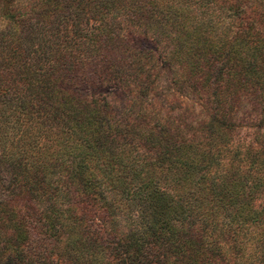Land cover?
Returning a JSON list of instances; mask_svg holds the SVG:
<instances>
[{"label":"trees","instance_id":"16d2710c","mask_svg":"<svg viewBox=\"0 0 264 264\" xmlns=\"http://www.w3.org/2000/svg\"><path fill=\"white\" fill-rule=\"evenodd\" d=\"M0 264H264V0H0Z\"/></svg>","mask_w":264,"mask_h":264},{"label":"rangeland","instance_id":"374dc122","mask_svg":"<svg viewBox=\"0 0 264 264\" xmlns=\"http://www.w3.org/2000/svg\"><path fill=\"white\" fill-rule=\"evenodd\" d=\"M139 48H151L152 44L138 40ZM146 46V47H145ZM157 84L154 90L150 93L148 101L151 106L144 102L143 105L150 109V114H158L162 122H183V121H205L206 110L196 96H193L188 90H182L177 85L172 84L169 70L161 66L159 76L156 78ZM131 88L127 89L121 84L116 87H84L81 88L84 94L102 95L107 98L116 112L123 115L127 109L133 106L131 98L134 96V91ZM143 101L146 98L141 97ZM128 107V108H127ZM255 109L251 105H244L238 110L236 122L240 127L236 131L237 139H250L255 129ZM155 122V121H153Z\"/></svg>","mask_w":264,"mask_h":264}]
</instances>
